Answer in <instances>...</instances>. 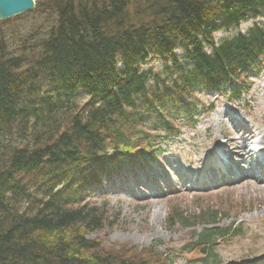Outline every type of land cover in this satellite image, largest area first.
I'll return each instance as SVG.
<instances>
[{"label":"trees","instance_id":"1","mask_svg":"<svg viewBox=\"0 0 264 264\" xmlns=\"http://www.w3.org/2000/svg\"><path fill=\"white\" fill-rule=\"evenodd\" d=\"M24 16L0 27V264H149L85 238L106 217L83 195L141 144L149 117L188 113L199 91L226 92L257 67L264 0H36ZM179 213L168 216L188 226ZM225 230L204 229L190 249L215 263Z\"/></svg>","mask_w":264,"mask_h":264},{"label":"rangeland","instance_id":"2","mask_svg":"<svg viewBox=\"0 0 264 264\" xmlns=\"http://www.w3.org/2000/svg\"><path fill=\"white\" fill-rule=\"evenodd\" d=\"M34 1L36 4V0ZM22 15L23 19L26 18L25 13ZM17 17L4 20L3 22L7 23L0 27L8 25ZM45 18H47L45 14L37 16L39 23ZM21 21L18 20L16 26L20 24L27 26V28L23 27L24 30H20L22 34H27L31 31L29 29L33 23L31 20L25 23ZM245 26L241 25L239 30L242 31ZM15 32L20 33L14 27L9 29L8 37L10 41L18 42L17 39L23 36L19 34L15 36ZM158 62L157 60L147 61V68L153 64H159ZM240 82L245 86L244 91L247 90V93L245 98L238 102L229 100L227 102L224 99L223 101L218 95L209 93L198 94L199 103L212 105L213 111L209 114L192 113L194 122L189 119L186 121V114L177 115V123L174 125L181 124L182 131L174 137L173 145L167 148L168 153L161 155V157L166 156L167 159L173 156L176 167L182 166L184 170L193 169L195 166L201 167V159L209 157L207 153L216 148L215 146L219 143L221 145L219 149L226 147L229 151L225 155L228 161L224 157V165L228 173L231 177L240 179L236 182H226L218 188V191L211 193L179 189L171 192L169 188L173 185L176 188H180L181 185L174 165L165 164L158 158L156 162L161 165L151 162L156 168L150 175V167L145 171L142 169V164L132 163L134 172H137L134 175L141 178L140 183L132 176L122 178V182L116 181L114 184L103 177L105 186L103 192L93 190L88 193L89 198L95 203L102 200L108 202L107 222L114 223L112 227L106 224L104 228L88 234L89 241L95 240L102 249L117 251L129 260L142 259L149 264H203L202 255L199 252L196 250L184 252L182 247L185 243L191 244L193 232L199 231L201 227H197L196 230L173 224V220L167 218V213L170 208H175L183 210L190 216L198 211L210 209L222 214L219 224L221 227L233 223V227L240 228L236 235L229 233L214 244L216 259L220 264L253 262L264 257V181H260L264 178V168H259L260 166L255 164L252 171L246 169L249 167L241 169V166L245 164L237 162L235 155L240 154L235 153L233 148L239 143L243 145L239 141L243 136L247 138L244 144L246 148L252 147L253 142L248 134L254 129H257L255 131L258 133L257 139L260 137V141H264V65L258 73L246 76ZM174 107L177 110L180 108ZM200 107L202 108L201 105ZM235 116L240 121H244L245 126L236 124L237 127L234 130L232 119ZM179 119L182 121L185 119V122L179 121V123ZM149 133V139L159 138L154 131ZM233 137L238 140L232 144ZM163 144L160 148L165 146ZM142 149L150 152L148 145ZM138 150L139 148L134 150L135 154L139 152ZM123 162L126 161H121L120 164L126 165ZM132 164L127 165L126 168ZM210 165L211 171L207 168L206 170L213 173L216 168L212 163ZM161 166L164 168L162 169ZM147 174L151 177L149 180L146 177Z\"/></svg>","mask_w":264,"mask_h":264},{"label":"water","instance_id":"3","mask_svg":"<svg viewBox=\"0 0 264 264\" xmlns=\"http://www.w3.org/2000/svg\"><path fill=\"white\" fill-rule=\"evenodd\" d=\"M34 6V0H0V20H7L31 11Z\"/></svg>","mask_w":264,"mask_h":264},{"label":"bare ground","instance_id":"4","mask_svg":"<svg viewBox=\"0 0 264 264\" xmlns=\"http://www.w3.org/2000/svg\"><path fill=\"white\" fill-rule=\"evenodd\" d=\"M249 137H251V136H249ZM232 142V141H231ZM234 150L236 151V152H238V153H245V148H243L242 146H240V145H236V146H234ZM242 158H244V156H242ZM219 168H221V167H219Z\"/></svg>","mask_w":264,"mask_h":264}]
</instances>
